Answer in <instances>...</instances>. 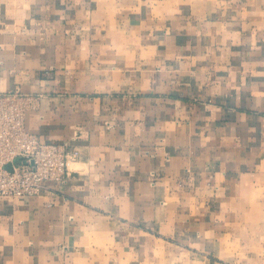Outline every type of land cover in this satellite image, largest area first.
<instances>
[{"label": "crops", "instance_id": "crops-1", "mask_svg": "<svg viewBox=\"0 0 264 264\" xmlns=\"http://www.w3.org/2000/svg\"><path fill=\"white\" fill-rule=\"evenodd\" d=\"M15 88L81 156L0 197V264H264V0H0Z\"/></svg>", "mask_w": 264, "mask_h": 264}, {"label": "built area", "instance_id": "built-area-1", "mask_svg": "<svg viewBox=\"0 0 264 264\" xmlns=\"http://www.w3.org/2000/svg\"><path fill=\"white\" fill-rule=\"evenodd\" d=\"M37 106L38 95L0 91V197L37 195L45 181L65 182L81 156L77 145L44 142L26 129L25 114Z\"/></svg>", "mask_w": 264, "mask_h": 264}, {"label": "rangeland", "instance_id": "rangeland-1", "mask_svg": "<svg viewBox=\"0 0 264 264\" xmlns=\"http://www.w3.org/2000/svg\"><path fill=\"white\" fill-rule=\"evenodd\" d=\"M75 135L77 134L76 132L74 133ZM77 137H78V134H77ZM225 236H226V234H225ZM225 236L224 237H222V240H223V242H222V246H224L225 247V249L227 250L226 252L228 253V249H230L229 251L230 252H232L233 254H235V253H237V255H236V257H238V255H239V251H241L238 247V241H239V239H235V240H233V242H231V243H228V238H225ZM230 247V248H229ZM237 249V250H236ZM235 251V252H234ZM243 258H245V257H243L242 256V254L240 255V257H239V259H243ZM238 261H240V260H238ZM172 263L173 264H176V262H175V260H173L172 261ZM168 264H171L170 263V261L168 262Z\"/></svg>", "mask_w": 264, "mask_h": 264}, {"label": "water", "instance_id": "water-1", "mask_svg": "<svg viewBox=\"0 0 264 264\" xmlns=\"http://www.w3.org/2000/svg\"><path fill=\"white\" fill-rule=\"evenodd\" d=\"M16 161H18V159Z\"/></svg>", "mask_w": 264, "mask_h": 264}]
</instances>
